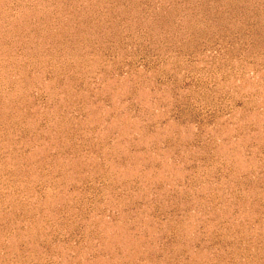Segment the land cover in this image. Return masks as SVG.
<instances>
[{
    "label": "rangeland",
    "instance_id": "1",
    "mask_svg": "<svg viewBox=\"0 0 264 264\" xmlns=\"http://www.w3.org/2000/svg\"><path fill=\"white\" fill-rule=\"evenodd\" d=\"M0 264H264V0H0Z\"/></svg>",
    "mask_w": 264,
    "mask_h": 264
}]
</instances>
